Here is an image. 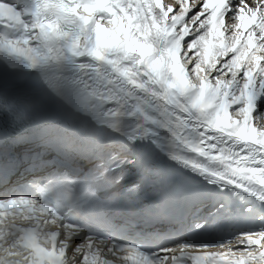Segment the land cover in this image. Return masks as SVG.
I'll return each mask as SVG.
<instances>
[{
	"label": "snow or ice",
	"instance_id": "1",
	"mask_svg": "<svg viewBox=\"0 0 264 264\" xmlns=\"http://www.w3.org/2000/svg\"><path fill=\"white\" fill-rule=\"evenodd\" d=\"M0 62L62 117L0 150V264H264V0H0Z\"/></svg>",
	"mask_w": 264,
	"mask_h": 264
},
{
	"label": "bare ground",
	"instance_id": "2",
	"mask_svg": "<svg viewBox=\"0 0 264 264\" xmlns=\"http://www.w3.org/2000/svg\"><path fill=\"white\" fill-rule=\"evenodd\" d=\"M11 2L19 3L20 0H11ZM0 63H2V62H0ZM22 90L28 91V92L38 91V92L43 93V88H42L41 82L39 81V79L34 74H32V77L28 82H26L22 87L19 88V91H22ZM136 179H138V177L132 176L131 178L126 180L124 183L128 184V183H131L132 181H134ZM187 192H188L187 189H184V188L179 189V198L177 199L174 206L181 205L183 202L191 203L187 200ZM211 208H212L211 203L206 202L203 207L199 208V210L197 209L195 212H192L190 215V218H189V224L194 222V221L202 219L205 215H207V213L209 211H211Z\"/></svg>",
	"mask_w": 264,
	"mask_h": 264
}]
</instances>
